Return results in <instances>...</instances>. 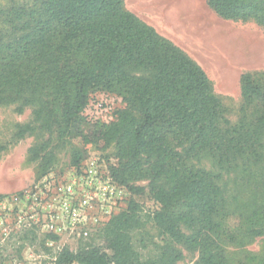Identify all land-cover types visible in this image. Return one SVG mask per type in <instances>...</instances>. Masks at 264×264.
Returning a JSON list of instances; mask_svg holds the SVG:
<instances>
[{"label": "trees", "instance_id": "16d2710c", "mask_svg": "<svg viewBox=\"0 0 264 264\" xmlns=\"http://www.w3.org/2000/svg\"><path fill=\"white\" fill-rule=\"evenodd\" d=\"M34 1L29 9L12 6L3 17L11 33L4 39L0 30V101L46 99L39 115L59 139L74 134L84 142L114 144L115 161L106 158L105 163L110 177L130 192L125 206L89 240L75 251L62 247L50 264H175L181 257L175 244L197 250L195 264H231L211 235L219 227L216 218L227 215L225 189L208 171L188 167L185 158L208 151L218 163L244 156L254 163L262 160L264 85L255 77L264 71L240 74L244 112L231 123L199 63L130 11L124 0ZM206 4L223 19L264 28V0ZM97 91L117 93L126 105L115 120L89 135L80 127V113ZM255 102L259 106L247 117V107ZM184 144L182 155L177 147ZM74 160L79 165L81 154ZM142 179L148 183L135 184ZM143 193L151 207L134 198ZM254 208L251 224L264 222V203ZM148 222L166 241H153L142 254L133 245L132 232ZM249 230L255 234L261 229ZM23 234L29 242H43L33 230ZM102 237L110 254L98 244Z\"/></svg>", "mask_w": 264, "mask_h": 264}, {"label": "rangeland", "instance_id": "374dc122", "mask_svg": "<svg viewBox=\"0 0 264 264\" xmlns=\"http://www.w3.org/2000/svg\"><path fill=\"white\" fill-rule=\"evenodd\" d=\"M125 6L165 37L195 59L210 78L214 93L223 104V116L231 123L243 117L239 76L243 71H264V28L249 21L227 20L217 16L206 0H124ZM34 0H0V30L7 39L11 27L4 21L12 6L32 8ZM264 85V73L255 77ZM46 100V99H45ZM44 99L0 101V196L17 193L28 187L44 172L64 173L75 167V154L81 160L90 158L115 161V145L104 146L102 140L84 142L80 136L71 134L59 139L55 129L42 124L39 112ZM126 103L117 93L97 91L89 95L87 104L80 113V127L91 134L101 124L116 119L118 110ZM259 104L247 107L246 115L254 113ZM260 148L262 159L254 163L250 158L238 157L235 161L218 163L216 156L203 151L193 158L186 157L189 167L208 171L226 192L227 215L219 216V227L211 235L226 250L231 264H264V222L251 224L252 211L264 203V133ZM187 144L178 146L185 153ZM142 179L135 184L146 185ZM162 183V181H159ZM136 200L151 207L146 193L134 196ZM250 219V223L247 221ZM261 229L250 234V229ZM189 234L190 230L182 228ZM231 233L230 240L226 233ZM23 231L0 235V264H50L56 257L61 243L46 246L44 241L23 239ZM153 241L165 243L166 239L152 222L132 232L133 245L147 253ZM43 244H42V243ZM101 249L108 254L104 238L99 239ZM144 245V246H143ZM181 253L175 264H195L198 251L185 244L174 245ZM70 248V247H69ZM76 250L75 246H71Z\"/></svg>", "mask_w": 264, "mask_h": 264}, {"label": "built area", "instance_id": "2783aa9c", "mask_svg": "<svg viewBox=\"0 0 264 264\" xmlns=\"http://www.w3.org/2000/svg\"><path fill=\"white\" fill-rule=\"evenodd\" d=\"M105 162L90 158L64 173L49 171L24 190L0 196V235L33 230L46 246L62 240L70 248L89 240L130 196Z\"/></svg>", "mask_w": 264, "mask_h": 264}, {"label": "crops", "instance_id": "0c3cea01", "mask_svg": "<svg viewBox=\"0 0 264 264\" xmlns=\"http://www.w3.org/2000/svg\"><path fill=\"white\" fill-rule=\"evenodd\" d=\"M130 10V9H129ZM130 11H132V10H130ZM133 13H135L134 11H132ZM137 15V14H136ZM139 16V15H138ZM143 20V19H142ZM145 21V20H144ZM146 22V21H145ZM148 23V22H147ZM149 24V23H148ZM151 25V24H150ZM151 26H153V25H151ZM154 27V26H153ZM155 28V27H154ZM162 35V34H161ZM164 36V35H163ZM169 39V38H168Z\"/></svg>", "mask_w": 264, "mask_h": 264}]
</instances>
